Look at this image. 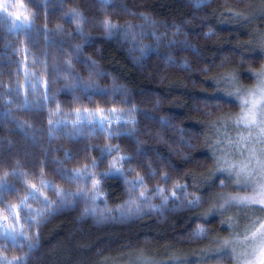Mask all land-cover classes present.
<instances>
[{"label":"trees","instance_id":"1","mask_svg":"<svg viewBox=\"0 0 264 264\" xmlns=\"http://www.w3.org/2000/svg\"><path fill=\"white\" fill-rule=\"evenodd\" d=\"M22 2L30 29L10 30L0 18V184L11 188L0 190V215L9 216L8 206L19 205L33 184L42 193L28 201L33 215L43 211L44 197L58 210L32 224L28 210L19 223L9 216L5 222L17 233L23 226L30 241L14 245L0 234V257H26L27 264L231 263L224 241L258 229L264 210L237 202L220 209L221 198L214 201L238 187L217 171L211 125L236 121L239 97L264 67V0ZM105 19L118 29L109 33ZM85 109L96 119L115 109L117 119L103 131L85 123L77 133L71 125ZM58 121L68 127L57 131ZM109 147L118 151L109 155ZM119 156L132 158L122 163L123 174L110 167ZM85 166L100 181L96 199L61 206L56 191L40 187L75 193L85 181L68 175ZM137 176L144 187L130 193L126 181ZM140 191L145 203L136 199ZM249 211H256L254 228L240 223ZM29 242L37 247L29 251Z\"/></svg>","mask_w":264,"mask_h":264},{"label":"snow or ice","instance_id":"2","mask_svg":"<svg viewBox=\"0 0 264 264\" xmlns=\"http://www.w3.org/2000/svg\"><path fill=\"white\" fill-rule=\"evenodd\" d=\"M26 13L27 10L22 0H17V3H9L8 0H0V18H2L4 22L8 24L10 30L21 32L24 31L25 29L31 28L32 26L31 20L29 19V16ZM73 15L76 16L79 14L73 12ZM262 15H264V13H262ZM102 26L109 33H111L113 29H118V25L112 24L107 19H105L102 22ZM80 50L81 49L78 46L77 51ZM27 75H29V73L26 72V76ZM97 75H99V73H97ZM260 76L264 77V73H261ZM33 78L36 79V83L32 84L31 87L33 91H37L39 87V79L35 76ZM82 87L86 90L90 87V85L84 84ZM237 95L240 94L237 93ZM259 95H260L259 101L253 98L251 100L245 99L242 102L243 111L237 117L235 122L237 128L242 127L248 133L246 137L243 135H239L237 138L240 143H243L245 145V148H247L248 142L253 141L254 139L252 135L253 131L257 133L255 139L259 142H264V80H261L260 82ZM25 105L27 106V100H25ZM115 111L116 110L113 109V112ZM97 112L101 113L102 110L98 109ZM84 113H87V116H85ZM76 117L77 119L72 122L71 127L75 129L77 133L81 131L85 123L98 124L100 126L101 131L104 130L105 124L111 123V120L107 119L102 114L99 115V119H96V114L89 112L87 109H85L84 112L77 110ZM89 118H91V120H89ZM49 124L50 125L52 124L51 120H49ZM55 126L57 131H59L62 127H68V124L66 121H58ZM69 135H72V133H69ZM217 147H219V142H217ZM106 151L109 155H111L113 151H118V149H112L111 147H109ZM223 151H226V149ZM131 159L132 158L128 156H119L118 158L113 159V161L110 163V167L113 168L116 173L123 174L122 163L129 162ZM220 162L227 163L226 160H222ZM257 164L259 165L261 170H264V162L258 160ZM92 166L96 167L97 165L94 162ZM248 166L249 165L233 164L231 167H232V171L235 172L236 176L239 178L240 176L244 175ZM237 169H239V171H237ZM129 171H134V170L130 169ZM152 175H155V173H152ZM68 179L70 181H79L83 179L85 181V187L78 190L75 193H65L59 189H55L54 186L43 182L41 183L40 187L41 188L47 187L56 191L57 196L60 198L59 204L61 206L67 205L72 198L75 199L98 198L100 194L98 190L100 181L94 178V174L89 172L87 166H85L83 169L80 170H73V172L68 175ZM164 179L166 180L167 176H165ZM88 180H91L92 182L91 191H89V189L87 188ZM126 183L129 185L130 193H135L138 189H143L145 181L142 177L137 176L136 179L126 181ZM177 187L182 189L184 186H177ZM30 188L31 190L28 192V195L25 196L20 201L19 205H9L7 208V212L9 213V216H11L16 221V223L20 222V212L22 210H28V216L26 217V222L29 224L38 223L39 222L38 218H42L43 213L49 211L50 208L53 210L50 214H54V211L58 210L56 206L53 205L52 202L47 199V197H44L42 201L44 205L43 211L38 210L33 215L31 210L28 209V201L30 199L37 201L40 200L42 193L40 192V188H37L36 185L34 184L31 185ZM0 190L11 191V188L10 186L0 184ZM163 191L164 189L157 188L158 193H163ZM256 191H257L256 196L244 197V198H232V199L237 200L244 204H249V203L264 204V183L260 184L259 188L256 189ZM172 197L177 198L175 191L172 193ZM136 199H139L141 203H145L147 201V197L145 196L144 191H140L139 196ZM199 202H200L199 198L187 201L190 207H194L198 205ZM130 203L134 204L135 201L131 200L130 198ZM139 207H140L139 205H136L137 211L139 210ZM9 216L0 215V221L8 220ZM202 231L203 230L201 229L200 232ZM0 234H2L5 239L11 240L14 245L17 243V240L19 238H22L25 241H30V237L26 236L23 231V226H21L19 233H17L16 227L14 225H9L0 222ZM37 240H38V236H37ZM224 243L225 245H229L230 243H243L246 249H250V251L246 250L245 252L242 253V255L248 257V259L245 261V264H264V223H260V227L255 231H252L250 235L248 234V230L246 229L243 241H240L239 239H237L234 242L226 240L224 241ZM20 246L23 247L24 245L21 244ZM27 247L29 251H31L32 249L37 247V244H33L29 242L27 244ZM233 251H235V249H233ZM0 264H27V259L25 257L23 259H16L14 261H5V258L0 257Z\"/></svg>","mask_w":264,"mask_h":264},{"label":"rangeland","instance_id":"3","mask_svg":"<svg viewBox=\"0 0 264 264\" xmlns=\"http://www.w3.org/2000/svg\"><path fill=\"white\" fill-rule=\"evenodd\" d=\"M8 2L12 3L11 0H8ZM261 73H264V67L262 71L260 72V74ZM255 79L256 80L253 82V85L248 90V93L245 94L244 96L242 95L239 97L240 113L243 111L242 102L245 99L251 100L255 98L257 101L260 100V95H259L260 82L261 80H264V77L259 75ZM116 115H117L116 113L110 111L108 112V117L106 118L109 120L117 119ZM235 122L236 121H233V120L221 119L211 125V133L213 134V137L215 139L216 152H217V155H216L217 156L216 166L218 168L217 171L230 175L231 180H232L231 183L233 185L236 184L235 186L238 187V189H236L234 186H231L229 188L233 189L234 191H227V192L220 193L215 196L214 201H218L219 197L221 198L219 205H218V207L220 206L219 207L220 209L222 205L224 206L227 203H231V202L241 203L237 200H233L232 198H244V197L256 196L257 195L256 189L259 188L260 184L264 183V170H261L259 165L257 164L258 160L264 162V142L257 141L255 139L257 133L253 131L252 135L254 139L253 141H249L247 144V148H245V145L243 143H240L237 138L239 135H243L246 137L248 133L242 127L237 128ZM217 142H219V148L217 147ZM225 149L226 151H223ZM222 160H226L227 163L220 162ZM233 164L249 165V166L247 167V170L244 173V175L238 178L235 172L232 171L231 166ZM237 171H239V169H237ZM249 176H250V179H249ZM249 204L252 205V203H249ZM253 205H256L255 207H258V208L261 207L264 209V204H253ZM249 209H252V208H249ZM253 209L255 208L253 207ZM255 212L256 211H253L251 213V211H249V213H251L252 216L249 217L246 215L241 220L240 223H243L246 226H253L254 224H256L257 218L253 216L254 215L253 213ZM236 216L233 218L234 219L233 221H235L233 222V225H237L238 219ZM245 221H248V222L245 223ZM3 223L11 225L10 223H7L5 221ZM255 226H253L252 228H254ZM259 227L260 226H258V228ZM255 230L256 228L251 230L249 233L251 234V232ZM237 239H239L240 241H243L244 236L234 237L232 240L230 239L228 241L234 242ZM223 247H224V250L232 247L231 248L232 262L231 263L217 262V263H211V264H245V261L248 259V257L242 255V253L245 252L246 250L250 251V249H246L243 243H230L229 245H225V243H223ZM233 249H235V251H233Z\"/></svg>","mask_w":264,"mask_h":264}]
</instances>
